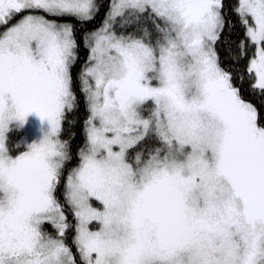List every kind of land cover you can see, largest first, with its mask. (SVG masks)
Wrapping results in <instances>:
<instances>
[{
    "label": "snow or ice",
    "instance_id": "6c2138e0",
    "mask_svg": "<svg viewBox=\"0 0 264 264\" xmlns=\"http://www.w3.org/2000/svg\"><path fill=\"white\" fill-rule=\"evenodd\" d=\"M103 3L0 0V264H264V0H108L84 34L68 167L78 43L48 17ZM228 11L240 72L217 49ZM32 113L42 135H12Z\"/></svg>",
    "mask_w": 264,
    "mask_h": 264
},
{
    "label": "trees",
    "instance_id": "16d2710c",
    "mask_svg": "<svg viewBox=\"0 0 264 264\" xmlns=\"http://www.w3.org/2000/svg\"><path fill=\"white\" fill-rule=\"evenodd\" d=\"M98 2H99V0H98ZM234 2H235V0H226V5H227L226 10ZM108 8H109L108 0H104L103 7L100 8L99 12L95 15L94 19H92L91 21H87V22H81V21H79L76 18L71 17V16H63V17H51V16H49L48 17L49 19H57L60 22H68V23L73 24L74 28H75V36H76L77 43H78V60L71 69L72 75H73V80H74V91L77 95L78 107L74 111V113L72 114V118H73L74 123H73V127L71 130H72V132H74L75 135L72 138V140L70 141L73 159L70 162L68 167L75 166L78 163V159H77L75 154L77 152L78 147L84 146V141H85L84 120L87 118L88 112H87V107H86L85 95L80 90V84L78 81V74L81 70L82 65L84 64L85 59L88 56V49L85 47L84 34L90 33L92 31L96 30L97 27H99V25L103 22V20L106 16L105 14L108 12ZM228 16L232 21V26L225 30V33L222 37V39L224 41H227L228 43L218 44L217 49H218V53H219L220 58H221V66L224 67L225 69L231 68L235 72H240L247 65V57H245L244 59H241L239 61V63H236L230 57L229 52H228V48L230 45L232 48L233 54L237 51L236 44L238 43V41L240 39L243 38L244 30H243L242 26L238 23V17L234 13H232L231 11H228ZM146 26L148 27L149 31H152L153 35H155L153 26L150 23L147 24ZM116 31L118 33H120L121 31H124L125 34H127L128 32H132L133 29L128 28L126 30H121L120 28H117ZM252 51H253V49L250 48L249 49V55L251 54ZM248 89H249V82L246 80L244 85H243V88H242V91L244 93L245 98L248 100H251L253 103H259V101L256 99V97L249 94ZM261 111H262V113H264V107L261 108ZM21 131H22L21 128L18 130L14 129L11 134L20 136ZM62 138H68V132L67 131L62 133ZM66 175H67V171L65 172V177H66ZM62 190H63V188L61 186V191ZM45 226L48 227L49 225H45ZM49 231H51V230H49ZM66 242L69 243V245H71L72 242H71L70 236ZM73 251H75L74 247H73Z\"/></svg>",
    "mask_w": 264,
    "mask_h": 264
},
{
    "label": "rangeland",
    "instance_id": "374dc122",
    "mask_svg": "<svg viewBox=\"0 0 264 264\" xmlns=\"http://www.w3.org/2000/svg\"><path fill=\"white\" fill-rule=\"evenodd\" d=\"M107 14V13H106ZM105 14V15H106ZM102 23L99 25V27H97V29H99L101 27ZM96 29V30H97ZM95 31V30H94ZM89 43L92 42L91 38H89L88 40ZM47 128V123L44 122L42 123L40 118L35 114L32 113L27 117V121L26 123L23 125V127L21 128V134H20V138L21 139H27L29 141L33 140V139H38L41 135L42 132ZM61 200H63V197L61 196ZM48 230H51L50 226H45ZM71 237V236H70ZM75 249V248H74Z\"/></svg>",
    "mask_w": 264,
    "mask_h": 264
}]
</instances>
